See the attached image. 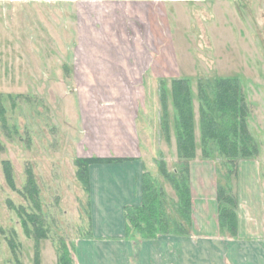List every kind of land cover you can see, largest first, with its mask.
Returning <instances> with one entry per match:
<instances>
[{
	"label": "rangeland",
	"instance_id": "1",
	"mask_svg": "<svg viewBox=\"0 0 264 264\" xmlns=\"http://www.w3.org/2000/svg\"><path fill=\"white\" fill-rule=\"evenodd\" d=\"M72 11L73 4L67 0H0V264H36L37 250L41 264L43 243L54 248L55 260L64 245L74 264L79 243L92 241L102 230H117L114 222L119 212L103 211L100 205L94 208L90 195L76 177L77 148L83 128L89 127L92 117L84 116L85 105L87 110H91V105L81 101L78 85L71 77L75 55L69 20ZM166 14L179 75L189 82L191 89L196 123L199 81L211 84L219 78L235 76L241 83L249 109L248 129L256 141L257 152L251 159L240 161L238 170L249 175L251 192L258 194L253 209L260 220L261 195L264 203V0H188L166 5ZM159 87L156 85L155 98L147 101L148 107L142 108L146 111L139 123L144 126L148 122L146 132L141 130L139 137L142 143H155L154 154L151 147L144 150V164L155 185L162 189V207L171 221L179 216L178 199L160 175L157 163L165 161L169 172L183 173L175 154L174 135L163 132L168 122L163 118ZM167 87L168 91L162 85L168 95L166 109L168 114L172 112V123L175 108L172 88ZM195 157V161L214 163L220 185L229 183L223 178L229 168L216 156L203 160L198 151ZM4 162L11 168L15 190L6 182ZM27 167L32 168L39 185L48 228L45 227L46 241H40L36 248L10 206L11 203L14 208L29 207L18 192L25 187ZM234 176L230 183L238 210L240 175ZM101 198L105 201L111 197ZM131 207L136 206L123 210L125 225ZM104 212L110 218L108 223ZM240 215L237 212V218ZM129 227L124 234L138 239L134 228ZM173 232L170 229L169 234ZM9 241L14 243V253ZM48 258L43 252V264H50Z\"/></svg>",
	"mask_w": 264,
	"mask_h": 264
},
{
	"label": "crops",
	"instance_id": "2",
	"mask_svg": "<svg viewBox=\"0 0 264 264\" xmlns=\"http://www.w3.org/2000/svg\"><path fill=\"white\" fill-rule=\"evenodd\" d=\"M67 1L73 4L69 18L75 53L71 77L81 101L91 105V110L85 105L84 116L92 117L89 127L83 128L77 157L116 159L89 165L88 195L94 208L100 205L103 211L119 212L114 222L117 230H102L92 241L79 243L74 264H264L263 197L259 220L253 209L258 194H252V183L247 182L250 177L241 174L240 168L237 212L241 215L236 239L220 234L216 167L196 159L189 163L192 218L188 233L148 241L124 234V208L139 206L142 199L144 150L151 147V153L155 152L154 142L142 143L139 137L141 130L146 132L148 122L144 126L139 123L145 116L142 108L155 98L156 85L160 86L161 100V89L183 79L167 26L166 5L188 0ZM169 116L171 120L172 112ZM195 128L198 143L196 122ZM173 140L176 151L175 137ZM101 195L111 198L104 201ZM104 215L108 223L110 218ZM43 245L41 264L43 252L50 257V264H56L54 248Z\"/></svg>",
	"mask_w": 264,
	"mask_h": 264
},
{
	"label": "trees",
	"instance_id": "3",
	"mask_svg": "<svg viewBox=\"0 0 264 264\" xmlns=\"http://www.w3.org/2000/svg\"><path fill=\"white\" fill-rule=\"evenodd\" d=\"M172 99L175 115L172 128L176 141V153L181 165L180 171L169 172L165 161H159L157 167L160 175L172 186L178 199L177 220L169 221L162 207L164 196L161 187L155 185L154 180L146 172L142 177V199L139 206L127 210L126 230L129 225L134 228L141 240H154L159 235L170 233L176 235L188 233L192 216V196L189 183V163L200 152L203 160H211L213 156L228 169L224 186L217 184L216 201L218 206L217 221L220 234L223 237L234 239L238 231L237 200L231 189L230 180L238 175V164L255 156L257 145L248 129L249 109L245 100L241 83L235 76L222 77L214 83L198 82L197 100L199 102V144L195 137V119L192 108V94L189 82L177 79L172 82ZM206 90L209 91V95ZM161 103L164 110L163 118L167 120L168 127L163 132L168 136L169 114L166 109L167 98L164 89H161ZM116 159L79 158L75 161L77 168V181L83 185L85 192L89 193L88 167L90 164L113 162ZM4 174L7 184L13 189L12 171L8 162H4ZM26 184L23 191H18L28 204L25 207H12L19 217L21 227L28 238H32L35 248L40 241L46 240L45 217L42 205L41 191L31 167L25 170ZM218 175V173H217ZM219 176V175H218ZM219 178V177H218ZM183 213V216L181 215ZM47 228V227H46ZM48 229V228H47ZM130 238H134L131 235ZM143 237V238H142ZM136 238V237H135ZM13 253L15 246L9 241ZM59 248V247H58ZM37 250V249H36ZM57 264H71L65 252L64 245L58 250ZM38 250L35 252V263L38 264Z\"/></svg>",
	"mask_w": 264,
	"mask_h": 264
}]
</instances>
